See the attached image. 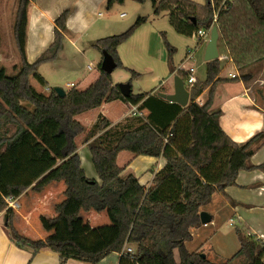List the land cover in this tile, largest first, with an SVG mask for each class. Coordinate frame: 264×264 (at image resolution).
<instances>
[{
  "label": "trees",
  "instance_id": "obj_1",
  "mask_svg": "<svg viewBox=\"0 0 264 264\" xmlns=\"http://www.w3.org/2000/svg\"><path fill=\"white\" fill-rule=\"evenodd\" d=\"M31 1L17 0L12 25L20 64L14 65V72L8 74L0 61V170L4 151L14 150L20 145L29 130L54 123L56 128L49 136L50 148L63 161L33 189H40L52 181H62L65 199L55 206L56 216L40 218L42 227L50 231L63 221L67 231L83 234L89 230V225L80 216V211H106L110 222L116 226L117 234L95 250L85 249L69 236L51 235L44 239L24 236L13 225L15 210L7 206L3 197L28 187L25 183L16 182L6 183L5 192L0 193V212L4 211L5 227L11 241L20 248H31V257L41 248L51 249L58 253L59 264L69 258L95 264L113 251L121 253L119 264H218L202 256L199 250H187L185 242L191 239L190 228L201 224L200 208L210 202L214 192L234 184L238 171L253 167L249 163L250 157L264 142V131H260L246 141L236 143L219 125L221 111L211 110L215 86L224 80L219 77L222 60L216 58L205 62L204 78L196 79L189 88L186 106L150 96L140 105V108L148 109V114L145 118H136L134 124L110 128V121L98 116L91 128L86 130L75 119L76 115L104 102L127 98L121 95L117 86L112 85L109 74L103 71L86 89L78 90L71 86L65 90L64 96L58 95L54 87L43 93L33 86L31 79L41 86L47 85L37 66L56 59L62 48L70 10H64L55 18L52 43L33 62H29L25 47ZM122 1L106 0V8L110 9L114 3ZM134 1L143 3L147 0ZM182 1L150 0L156 10L169 4L170 10L174 8L171 14L177 9L173 5L183 8ZM240 2V8L235 9L229 0H210L205 10L195 8L192 16L195 22L190 17L192 26H199L196 27L198 29L216 25L220 36L219 47L231 30L234 34L232 41L237 46L235 50L239 47V53H245L249 36L248 43L252 46L257 44L256 41H264V0ZM145 20V16H138L128 29L102 37L95 45L114 56L117 46ZM222 47L221 54L231 56L235 62L240 61V57L230 55L226 45ZM177 74L188 77V72L184 70L177 71ZM238 78L245 79V73ZM206 89V98L198 103L196 98ZM128 98L135 102L140 95ZM81 134H84V142L99 134L95 141L88 144L91 164L98 179L87 177L81 164L75 143V137ZM121 151L165 160L150 187H145L132 174L121 175L123 169L116 162ZM168 177L179 182L180 196L176 199L164 198L158 193L159 186ZM236 232L239 249L221 264H264V242L240 229ZM127 245L132 247L133 252L125 250ZM175 250L178 260L175 259Z\"/></svg>",
  "mask_w": 264,
  "mask_h": 264
},
{
  "label": "crops",
  "instance_id": "obj_2",
  "mask_svg": "<svg viewBox=\"0 0 264 264\" xmlns=\"http://www.w3.org/2000/svg\"><path fill=\"white\" fill-rule=\"evenodd\" d=\"M125 1L118 2V4H123ZM116 4L114 3L110 9H107L106 0H33L30 2L25 47L26 58L29 62H33L52 43L55 18L64 10H70L66 20V31L63 36L62 48L56 59L37 66L38 73L47 82L43 93H48L49 88L55 84H64V87H62L64 90L71 86H75L78 90H84L98 78L102 72L100 68L102 56L99 63H96V71L91 76L80 73L76 64L79 62L80 57L93 56L97 58L98 52L102 53V50L95 43L104 36L114 34L107 32L112 30L111 27L114 25L110 14ZM173 6L175 7L176 5ZM172 9L170 10L171 12ZM125 15L124 12H121L119 17L124 18ZM142 25L138 26L133 33ZM173 29L178 33H182L183 36V30L175 29L174 27ZM152 35L153 40H156V37L158 38L157 31L154 30ZM157 40L159 45L156 44L154 47H151V40H149L150 45L146 49L149 51L150 56L154 54V57L158 55L163 57L165 49L170 56L174 49L173 46L166 44L165 47L163 44L161 45L160 39ZM121 44L117 46L114 56L112 54L116 66L118 64L123 66L118 49ZM205 47L206 43L196 49V52L193 51V55L187 53L185 61L191 60L190 64L169 65L166 78L163 77L157 80L155 87H151L147 91L144 90L142 85H139L137 93H135L140 95V99L137 101L132 102L128 98L129 96H137L132 95L133 89L131 88L129 96L125 97L127 98L126 100L115 99L104 102L99 107L93 108L96 114L91 116L84 115L82 121H88V124L84 125L81 120H77V115L75 119L88 128L95 123L98 116H104L110 121L109 127L112 128L117 125L134 124L136 118H145L148 114V109L140 108L141 103L150 96L160 97L158 95L159 92H173V78L178 75L177 71H186L189 67H193L195 73H197L199 66H203L206 62L204 60ZM218 51L219 58L223 62L219 77L224 80L218 82L215 86L211 110L219 109L221 111L219 117L220 127L233 141L242 143L255 133L264 131V106L257 102V98L264 99V88L254 90L251 84L252 77L259 69V65L250 67L245 73V79L238 78L239 72L235 69V61L231 56L227 57L225 54H221L219 46ZM168 55L164 57L165 61L169 59ZM196 62H198V65H196ZM92 66V64L90 67L89 65L87 66L88 72L92 70ZM43 68L49 70L50 77L41 72ZM195 73L196 79L204 78V71L197 76ZM231 74L235 75V77H231ZM168 80H170L169 83ZM183 80L185 81L184 78ZM256 81L264 83V77ZM112 85L118 87V84L112 83ZM185 87L187 88V85ZM206 93L207 89L196 98V101L202 103L206 98ZM114 106L117 107V112L113 110ZM132 107L137 108V114L131 113ZM99 134L89 139L88 142H84L81 147H86L90 142L95 141ZM82 135L75 137V143L78 146L77 152L83 166L82 148L78 145L77 140V137ZM85 155L87 156L86 151ZM116 162L123 169L121 175L132 174L138 178L141 184L148 188L152 184L155 173L163 167L165 160L162 157L135 155L130 151H121L117 155ZM249 163L253 166L251 169L238 171L234 184L226 186L223 191L214 192L210 202L201 206L200 211L207 212L211 220L206 225L201 223L190 228L191 239L185 242L187 250H199L211 261H213L211 257L215 256L221 257L225 261L239 249L240 242L236 232L237 229H240L243 233L246 232L257 236L264 242V142L255 149ZM89 169L87 177L98 179L97 174L91 168ZM64 190L65 185L62 181H53L45 185L40 192L29 197L33 208L31 207V210L28 209L27 213L23 214L22 217L25 222H22L23 227L20 229V233L31 239H44L51 235L69 236L75 238L81 246L88 250L98 249L108 242L104 241L103 236H111L110 232L114 233L112 237H109L110 240L114 239L117 229L112 230V227L116 226L109 221L106 211L81 210L80 216L89 225V230L83 234L67 231L63 221H60L59 225L50 231L41 228L39 224L40 217L56 216L54 207L65 199ZM23 193L25 194L26 191ZM158 193L164 198H178L180 196L179 182L174 178L168 177L159 186ZM42 207L44 208L42 209ZM35 208L37 209L36 219H31ZM32 220L35 224L36 232L34 233H36V236L29 234L28 223H31ZM108 221L111 224H108ZM230 225H234V228L227 227ZM225 227L226 230L224 229ZM244 229L246 230L244 231ZM191 243L195 245L193 250L189 248ZM206 244H209L207 246L208 251L204 247ZM174 254L175 259L178 260L179 256L176 250ZM31 256V248H20L11 241L8 230L5 227L4 211L0 212V264H59L58 253L48 248H41L36 251L33 257ZM120 257V252L113 251L95 264H119ZM63 264L91 263L69 258Z\"/></svg>",
  "mask_w": 264,
  "mask_h": 264
},
{
  "label": "rangeland",
  "instance_id": "obj_3",
  "mask_svg": "<svg viewBox=\"0 0 264 264\" xmlns=\"http://www.w3.org/2000/svg\"><path fill=\"white\" fill-rule=\"evenodd\" d=\"M209 1L210 0H183V8L177 4V9H175L176 11H174L172 14L169 9V4H166L162 8H158L156 10L152 7L150 0H147L143 3H138L132 0H126L123 4L117 3L116 7L110 14L111 20L114 21V25L111 27L112 30H109L107 33L119 34L125 31L134 23L138 16H145L146 20L143 22V25L141 24V27H139L118 47L121 54L120 60L122 61L123 66L120 64L115 66L112 72L109 73V80L116 85L119 83H129L133 89L132 95L136 96L137 94L135 93H137L136 91L139 88V85H142L144 90L148 91L151 87L156 86L157 80H160L163 77L166 78L169 65H176L180 63H185L187 65L190 64L192 62L191 60L187 62L185 61L187 58V51H190L192 55L194 52H196V39L193 36V31L196 29V27H199L192 26L190 17H192L195 13V8H197V10H205L208 7ZM229 1L235 5V9L240 8V0ZM16 6L17 0H0V58L1 64L5 67L8 74L14 72V65L18 66L20 64V57L12 34V25ZM121 12L126 14L124 18L119 17ZM215 15L216 12L214 11L213 17ZM173 27L175 29L178 28L183 30V36L182 33L174 31ZM154 30L157 31L158 34V38L156 37V40H153L152 32ZM228 32L229 33L227 34L226 41H223L221 47L219 48L223 50L224 48L222 46L226 45L227 51L230 50L228 51L230 55H238L237 58L240 57L239 62H234L235 69L238 70L239 75L246 73L250 67L259 65V69L252 77L253 79L251 80V84L254 90H258L260 88L263 89L264 83H259V81L256 80H260L264 77V41L257 42L255 40L258 45L255 44V46H252L251 43H248L251 39V36H249L245 53H239L240 48L238 47L235 50L237 46L235 45V42L232 41L234 34L231 32V30ZM228 35L231 36L230 40H228ZM157 39H160V43L161 45L163 44V46L166 44L173 46L174 49L170 56L168 55L166 49L163 57L160 55L154 57L153 53V55L150 56L149 51L146 49L150 45L149 40H151V47H154L156 44L159 45ZM227 42H229V44ZM98 54L99 55L97 58L93 56H86L85 58L80 57L79 62L76 64L79 72L84 75L89 74L91 76L96 71V63H99L100 57L102 56L100 51ZM167 55L169 59H167L166 62L164 57ZM89 63L93 65V68L88 72L87 66L91 65ZM242 64H244V66H242ZM196 65H198V62H196ZM42 70V73L50 77L51 74L49 70H46L45 68ZM203 71L204 65L199 66L198 72L195 73V75L197 76L200 72L203 73ZM183 78L186 82V77ZM31 82L38 91H45V87L41 86L34 79H31ZM169 82L170 80H168V83ZM55 86L62 88L64 87V84L52 85V87ZM257 102L264 106L263 98H257ZM113 110L117 112V107L114 106ZM94 114H96V111L95 109L91 108L78 114L76 118L77 120H81L82 124L86 125L88 124V121H82V119H84L83 116H91ZM92 125L93 124H91L88 128L85 126L84 127L87 130L90 129ZM55 128L56 125L54 123H45L35 129L29 130L28 134L24 138V141L20 145H18L14 150L3 152L2 168L0 170V193L5 192L6 183L22 182L28 185V187L22 192L14 193L16 199L18 197L19 204H21L20 208L15 210V216L13 218V225L19 232L23 227L22 222H25L24 218L22 217L23 214H26L27 210H31L32 207L29 197L43 189V187L40 189H33V187H35L50 170L57 167L63 161V158L52 148H50L51 138L49 136L52 134ZM11 129L13 130L12 127ZM83 137L84 134L81 137H77L78 145L80 147L84 143ZM81 148L83 167L85 169L86 175H89V168H91L93 172L95 171L91 164L88 145H86V147L82 146ZM85 151L87 156L85 155ZM25 191L26 193L24 194L23 192ZM43 208L44 207H42V209ZM36 210V208L33 210L31 219H36ZM109 221L108 224H111ZM33 222L34 221L32 220L31 223H28L30 228V233H28L36 236V233H34L36 232V228L34 227L35 224ZM39 224L41 228H43L40 222ZM227 227L232 229L234 228V225ZM115 228L116 227L113 226L112 230L114 231ZM224 229L226 230V227ZM245 230L246 229H244V231ZM110 234L111 236H103L104 241H109V237L114 235V233L111 232ZM207 246H209V244L204 246L206 247V251H208ZM194 247V244H189L190 249L193 250ZM211 259L218 264L224 262L223 258L218 256L211 257Z\"/></svg>",
  "mask_w": 264,
  "mask_h": 264
},
{
  "label": "water",
  "instance_id": "obj_4",
  "mask_svg": "<svg viewBox=\"0 0 264 264\" xmlns=\"http://www.w3.org/2000/svg\"><path fill=\"white\" fill-rule=\"evenodd\" d=\"M192 21L195 22L194 17H192ZM218 38L219 33L216 25H212L210 28V36L206 43L205 51H204V60L210 61L216 58H219V51H218ZM116 66V62L113 56L107 52L106 50L102 51V60H101V71L106 74L112 72L113 68ZM118 89L122 96L127 97L130 94V84L129 83H119ZM55 92L60 95H65V90L61 87L55 86ZM158 95L162 98H165L169 102L178 103L181 106H186L189 101V91L184 85L183 77L179 75H175L173 78V92L171 93H164L159 92ZM200 222L201 223H208L211 220L210 215L205 211L199 212ZM205 256V254H201Z\"/></svg>",
  "mask_w": 264,
  "mask_h": 264
},
{
  "label": "built area",
  "instance_id": "obj_5",
  "mask_svg": "<svg viewBox=\"0 0 264 264\" xmlns=\"http://www.w3.org/2000/svg\"><path fill=\"white\" fill-rule=\"evenodd\" d=\"M215 20H216V15L213 17V21H215ZM210 28H211V26L209 28L200 27V28L196 29L195 32H193V36L196 39V45H195L196 49L199 48L200 46H202L203 44L207 43L209 36H210ZM187 53L189 55L192 54L190 51H187ZM186 71L188 72V77L186 78V82L184 81V85L186 84L187 88L189 89L196 80V78L194 76L195 69L193 67H189ZM230 76L234 77L235 75L231 74ZM131 113L137 114L138 113L137 108L132 107ZM3 197H4V200H5L8 207H10L14 210H18L20 208V204L13 194L5 195ZM206 224L207 223H204V225H206ZM125 250L127 252H133V249L131 246H127L125 248Z\"/></svg>",
  "mask_w": 264,
  "mask_h": 264
}]
</instances>
